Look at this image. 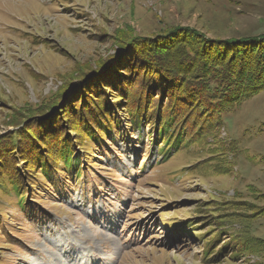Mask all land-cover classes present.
<instances>
[{
    "label": "rangeland",
    "instance_id": "rangeland-1",
    "mask_svg": "<svg viewBox=\"0 0 264 264\" xmlns=\"http://www.w3.org/2000/svg\"><path fill=\"white\" fill-rule=\"evenodd\" d=\"M255 61L264 0H0V264H264Z\"/></svg>",
    "mask_w": 264,
    "mask_h": 264
},
{
    "label": "trees",
    "instance_id": "trees-1",
    "mask_svg": "<svg viewBox=\"0 0 264 264\" xmlns=\"http://www.w3.org/2000/svg\"><path fill=\"white\" fill-rule=\"evenodd\" d=\"M130 42H131V40H129L127 42V45ZM193 54H194V58H192L191 55H189L187 57H188L189 60L194 59L193 60L194 61L193 63H195V60H196L195 59V57H196L195 54L196 53L193 51ZM174 61H177V60H174ZM204 61H205V59H203V62ZM242 64L243 65L239 67V71H241L242 69L244 70V66H246L247 62H242ZM255 64H256L255 65V70H253L254 64H253V66H251L250 64H248L247 66H250V69L249 70H246L245 69V72H247L246 74L251 75V77H253L252 75H253L254 71L256 73H258V74L261 73L262 76L260 78H258V79L259 80L262 79V81H259V84H257V86H255V88L253 90L248 91L247 94H246V96H248V95L255 96L256 94H258V92L260 90L261 91L264 90V62H262V64H261L260 62L255 61ZM215 67H218V66H213V68H215ZM176 68H179V66L175 67L174 69L176 70ZM241 73H243V72H241ZM197 75H196V79H200L201 77H197ZM232 75H233L232 77H234V78L237 79V77L240 74L233 73ZM243 75H244V73H243ZM193 86L194 87L197 86L198 88H200V83L198 84L197 81H196ZM249 88H250V86H249ZM249 88H248V90H249ZM246 96L242 100L246 99L247 98ZM209 103H211V102H209ZM174 107L165 116L163 114H161L160 111H159L160 114H158L157 115V118H156L157 121L160 124L162 123V125H163V128H161L160 131H157L156 130V133L158 134V138L165 137V139H163V141L166 142V143H168L169 139L172 138L171 137L172 134H168L169 130L171 129V127L174 124L178 123V117H177L178 116V113L175 111ZM150 108H151V104H149V106H148L147 99L145 100V99H143V96L141 97V96H137L136 95L135 98L133 100H131L130 107H129V113L127 114V116L129 117V123H130V125L132 127L141 126V123H143V122H145L147 120L146 117H147V115L149 113L148 110H151ZM93 119H94V122H95V125H96L97 129L99 128L102 131V128L104 126H106L107 128H109L107 121H105L106 116L104 114H103L102 119H99V114L96 116V118H93ZM83 124L84 125L82 127H83V129L85 131L84 133L86 135L89 134L90 139L93 140V135L95 134L93 132L94 129L91 128L89 126V124L86 123V122H84ZM116 124H117V126L119 125L117 121H116ZM198 128L200 129V127H198ZM179 138H180V134L177 135V137H176L177 140L175 142L173 141V145H178ZM60 143H61V146H62V149H61L62 158H69L71 156V154H72V150H71V147H70L71 145L69 143H66V141H64V140L61 141V142H58L57 145L59 147V151H60Z\"/></svg>",
    "mask_w": 264,
    "mask_h": 264
},
{
    "label": "water",
    "instance_id": "water-1",
    "mask_svg": "<svg viewBox=\"0 0 264 264\" xmlns=\"http://www.w3.org/2000/svg\"><path fill=\"white\" fill-rule=\"evenodd\" d=\"M113 55H115V54H112V56L110 57V61L109 60H107V61H104L102 64H104V65H107V66H105L104 68H100V69H96V70H94V71H96V72H93V73H91V74H94V73H100V72H102V71H107V69H108V67H110L115 61H116V58L118 57L117 55H115V56H113ZM109 61V62H108ZM90 75V74H89ZM76 81V80H75ZM74 81V82H75Z\"/></svg>",
    "mask_w": 264,
    "mask_h": 264
}]
</instances>
